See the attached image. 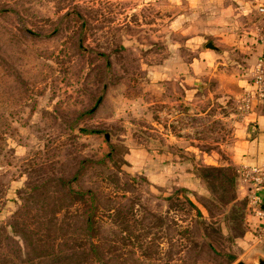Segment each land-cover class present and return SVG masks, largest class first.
Wrapping results in <instances>:
<instances>
[{
    "label": "rangeland",
    "instance_id": "rangeland-1",
    "mask_svg": "<svg viewBox=\"0 0 264 264\" xmlns=\"http://www.w3.org/2000/svg\"><path fill=\"white\" fill-rule=\"evenodd\" d=\"M225 2L0 0V264L264 257L230 164L262 31Z\"/></svg>",
    "mask_w": 264,
    "mask_h": 264
},
{
    "label": "crops",
    "instance_id": "crops-1",
    "mask_svg": "<svg viewBox=\"0 0 264 264\" xmlns=\"http://www.w3.org/2000/svg\"><path fill=\"white\" fill-rule=\"evenodd\" d=\"M223 7V12L225 13H232L248 18L250 30L256 29L262 31L260 35L256 36L257 38H250V42L254 43L252 46L246 45L241 48L239 45V49L245 54L242 59L245 60L246 69L242 70L245 74L249 75L256 58L264 50V0H226ZM210 43L214 46V49L210 52L204 51L202 53V56L205 57L204 61L199 60L197 63H189L192 68H195L194 66L198 64L201 67L213 65L217 51H214L216 46L212 42ZM234 44L238 46L236 41ZM247 78L240 80L243 83L240 86L241 92L246 87ZM238 125L240 126V129L237 130L238 138L235 140L230 153V164L235 167V170L243 164L252 165L264 161V100L253 104L251 111L243 115L242 122L238 123ZM249 127H251L250 130ZM237 190H242L244 194V187L241 184L237 183ZM260 197L262 204H264V191ZM249 220H251V227L254 226L253 228L262 222L253 216ZM262 242L264 244V238Z\"/></svg>",
    "mask_w": 264,
    "mask_h": 264
},
{
    "label": "built area",
    "instance_id": "built-area-1",
    "mask_svg": "<svg viewBox=\"0 0 264 264\" xmlns=\"http://www.w3.org/2000/svg\"><path fill=\"white\" fill-rule=\"evenodd\" d=\"M264 100V50L258 55L250 72L246 87L238 97V107L243 115L249 113L253 104ZM236 182L244 187L247 209L262 221L255 227L257 239L264 238V209L260 207L264 191V161L258 164H243L235 170Z\"/></svg>",
    "mask_w": 264,
    "mask_h": 264
},
{
    "label": "water",
    "instance_id": "water-1",
    "mask_svg": "<svg viewBox=\"0 0 264 264\" xmlns=\"http://www.w3.org/2000/svg\"><path fill=\"white\" fill-rule=\"evenodd\" d=\"M204 47L209 48V49H214V46L210 42H207ZM250 129H251V127H249V130ZM260 207L264 209V204H261ZM233 264H246V263L242 260H238V261L234 262ZM254 264H264V257L263 256H257L255 258Z\"/></svg>",
    "mask_w": 264,
    "mask_h": 264
},
{
    "label": "trees",
    "instance_id": "trees-1",
    "mask_svg": "<svg viewBox=\"0 0 264 264\" xmlns=\"http://www.w3.org/2000/svg\"><path fill=\"white\" fill-rule=\"evenodd\" d=\"M235 179H236V176H235Z\"/></svg>",
    "mask_w": 264,
    "mask_h": 264
}]
</instances>
